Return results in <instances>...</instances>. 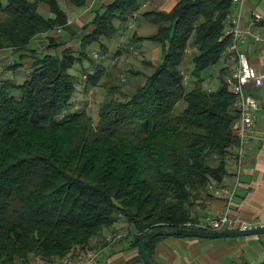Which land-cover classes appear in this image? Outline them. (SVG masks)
<instances>
[{"label":"trees","instance_id":"16d2710c","mask_svg":"<svg viewBox=\"0 0 264 264\" xmlns=\"http://www.w3.org/2000/svg\"><path fill=\"white\" fill-rule=\"evenodd\" d=\"M61 1L0 0V50L22 52L35 36L66 24ZM40 3L53 18L39 12ZM139 4L114 0L91 21L79 49L59 51L62 43L50 38L55 52L33 56L23 82L0 79V264L74 255L120 217L134 227L138 246L151 229L198 221L193 208L212 197L208 185L223 184L238 142L236 96L224 74L217 90L203 89L202 77L230 43L224 31L232 0H182L171 12H146L158 26L149 39L163 46L154 73L124 100L108 95L97 123L86 112L88 100L74 102L68 70L92 61L88 47L112 39L121 28L116 22L124 27ZM187 48L196 55L185 81ZM91 67L82 72L86 87L105 72L95 61ZM161 237L147 243L149 256Z\"/></svg>","mask_w":264,"mask_h":264},{"label":"crops","instance_id":"0c3cea01","mask_svg":"<svg viewBox=\"0 0 264 264\" xmlns=\"http://www.w3.org/2000/svg\"><path fill=\"white\" fill-rule=\"evenodd\" d=\"M113 1L82 0L81 4H77L71 0H62L61 6L68 17L66 24L49 33L35 36L28 48L22 52L8 48L1 49L0 79H11L14 76V70L16 69L11 66L16 62H20V55L24 54L26 58L22 59V63H19L23 82L29 72L33 56L55 52L48 49L50 38L62 43L58 49L59 51L67 47L79 49L83 36L94 29L91 21L97 13L102 12ZM139 1L140 4L137 10L128 15V20L124 27L118 21L116 22V25L121 28L111 40L103 37L100 43L94 42L87 49L92 61L86 59L88 65H83V69L89 68V70L93 71L91 67L93 61L103 66L105 72L97 85L103 86L104 100L108 97L109 91L113 89H111L112 85L108 86L102 78L108 77L113 81L111 70L114 68L119 69L118 60L123 52L135 56L139 55L140 49L137 46L143 39L138 37L136 31L133 34L131 31L135 30L136 26L141 23L154 22L145 13L150 11L171 12L182 0ZM40 8H44L49 12L48 15H43L39 11L43 16L54 17L46 3H40L38 10ZM238 9L242 23L249 31L246 39L240 44V48L246 54L249 62L264 76V0H244ZM102 44L105 45V50L100 47ZM222 57L220 76L224 74L225 78H227L229 69L225 66V57ZM83 62L81 61L80 63L83 64ZM146 64L149 63L146 62ZM222 70H225V72L223 73ZM128 71L132 76L131 82H135V87H132V84L130 86V91H133L140 85L136 81L143 80L145 82L147 76L141 74V71H135L130 68ZM126 75H128V72L126 73L124 69L119 71L115 78L119 80L117 82L123 84L126 81ZM209 78L207 77L206 80ZM112 84L114 87L117 83L112 82ZM81 87L83 90L76 92L74 95L75 104H80L89 92H93V86L86 87L83 81ZM124 87L128 88L126 85ZM250 93L257 99L259 109L254 115L253 134L245 144L240 184L236 189L231 205V217L233 220L228 228H239L245 224L249 226L264 225V81L261 86L252 87ZM226 169L227 173L221 186L229 187L235 181L236 168L228 160ZM213 185L215 189H209L212 197L205 202L204 207L196 206L193 208V216L198 221H203L207 215L218 217L225 209L226 196L219 194L217 191L219 187L215 183ZM116 223H118V228L114 227L115 224L110 228H105L102 237L100 236L91 242V245H95L99 240L107 236L124 233L120 239L111 244L100 245L97 264H144L140 258L138 246H135L133 241V236L136 232L134 227L126 222L123 217H120ZM128 235H132V237H127ZM258 255H262L264 259V234L251 237L215 239L163 236L154 242L150 253L151 259L157 264H251V262H256V259L253 258Z\"/></svg>","mask_w":264,"mask_h":264},{"label":"built area","instance_id":"2783aa9c","mask_svg":"<svg viewBox=\"0 0 264 264\" xmlns=\"http://www.w3.org/2000/svg\"><path fill=\"white\" fill-rule=\"evenodd\" d=\"M244 0H232L231 12L227 16V24L224 36L230 38L224 57L225 66L229 69L226 82L236 96L235 107L239 112V117L234 124L235 134L238 142L230 149L227 158L236 168V176L234 183L227 187L218 188V193L226 196V206L223 213L218 217L207 215L203 221L187 222L184 227L200 228L205 230L220 231L228 228L232 223L231 205L233 198L240 184V176L242 172L243 152L245 144L249 141L253 134V124L255 112L259 109L257 99L250 93L252 87H259L263 84L264 76L259 72L248 60L246 54L241 50L240 44L249 34L248 28L242 23L239 6ZM189 48L186 49V52ZM86 79V76H83ZM187 81L188 76L184 74ZM208 188L215 189L210 183ZM251 227L247 224L239 228ZM124 234L116 233L107 236L100 241L102 244H111L120 239ZM100 248H90L80 251L63 261H54L51 264H97Z\"/></svg>","mask_w":264,"mask_h":264},{"label":"rangeland","instance_id":"374dc122","mask_svg":"<svg viewBox=\"0 0 264 264\" xmlns=\"http://www.w3.org/2000/svg\"><path fill=\"white\" fill-rule=\"evenodd\" d=\"M39 11L43 15L49 14V12L46 11L44 8H40ZM157 27L158 26L155 22L144 23V24L141 23L140 25L136 26L135 30L131 31L132 34L136 31L138 37L143 38L141 43H138V46H137L141 50V53L139 50V55L135 56V55L127 54V53L123 52V54H121V57L118 60L119 69L114 68L111 70L113 81H111V79L108 77H105L106 80H105V78H102V79H104V81H106L108 86L112 85L111 89H113V90L109 91V94H108L109 97L113 95L116 98H120V100H124L123 99L124 96H127L129 93L133 92L132 90L130 91V89H131L130 86L132 84V87H135V82L134 81L131 82L132 76H131L130 72L128 71L129 68L133 69L135 71H141V74H143L145 76H150L154 73L156 66L162 62L163 46L159 42H156L152 39H149V37L156 34ZM131 33H130V35H131ZM110 40H109V42H110ZM109 42H108V44H109ZM195 55H196V49L189 48V52H187L185 54V58H184V61L182 63V66H181L184 73L188 74L189 76L192 74L193 69H194L193 59H194ZM83 61H84L83 64H81L80 62H77L68 70L69 74L75 78L76 92L83 90V88L81 87L82 75H83V73H82L83 72V65L84 66L88 65V61L86 59H84ZM146 62L149 64H146ZM222 62H223V57L220 58V60L217 62V64H215L214 66L209 68L206 72H204L203 77H202L204 79V81L202 83L203 89L217 90L219 88L220 83H221L219 77H220ZM17 68H16V70H14V76L11 79L17 80L18 82H20V81H22V70H20L19 67H17ZM124 69L126 70V73L128 72V75H126V81L123 84H120L119 82H117L119 80L115 77H116L117 73H119V71L124 70ZM207 77H210V78L206 80ZM112 82L117 83V84L114 85V87H113ZM136 82L140 85L144 83L143 80H138ZM123 85L124 86L126 85L129 89L125 88ZM93 92H89L87 94V96L84 98V101L86 102L88 100V107H86V112L92 118L93 123H97L99 120L100 104L104 101L103 86H100V85H96L95 87L93 86ZM181 106H183V104L178 103L177 108H180ZM117 224L118 223H115L114 227L118 228ZM222 230H224V229H222ZM127 237H132V235H128ZM248 237H251V236H248ZM124 238H122V239H124ZM227 238H230V237H227ZM100 245H102V242L99 240L97 244L81 248V249L77 250L75 253H78L80 251H84V250L90 249V248H99ZM71 254L72 253L66 255L63 258L53 260V261H47V262L46 261L45 262L44 261H41V262L35 261V263H33V264H51L54 261H63V260H66L68 258H71L72 257ZM253 259H256L255 260L256 262H251V264H263L264 263V259H263L262 255L254 256Z\"/></svg>","mask_w":264,"mask_h":264},{"label":"water","instance_id":"95a60500","mask_svg":"<svg viewBox=\"0 0 264 264\" xmlns=\"http://www.w3.org/2000/svg\"><path fill=\"white\" fill-rule=\"evenodd\" d=\"M264 234V225L251 226L248 228H227L220 231L205 230L190 227H159L145 232L138 244V252L144 264H157L154 262L147 252V243L155 237L159 236H184V237H201V238H240L248 236H258Z\"/></svg>","mask_w":264,"mask_h":264}]
</instances>
